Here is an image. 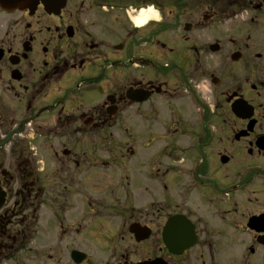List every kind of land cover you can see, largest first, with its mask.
Instances as JSON below:
<instances>
[{
    "label": "flooded vegetation",
    "instance_id": "flooded-vegetation-1",
    "mask_svg": "<svg viewBox=\"0 0 264 264\" xmlns=\"http://www.w3.org/2000/svg\"><path fill=\"white\" fill-rule=\"evenodd\" d=\"M0 133V264H264V0H0Z\"/></svg>",
    "mask_w": 264,
    "mask_h": 264
},
{
    "label": "rangeland",
    "instance_id": "rangeland-1",
    "mask_svg": "<svg viewBox=\"0 0 264 264\" xmlns=\"http://www.w3.org/2000/svg\"><path fill=\"white\" fill-rule=\"evenodd\" d=\"M22 123H23L22 120L18 119L16 121V124L13 126V128L9 129L10 132H7L8 136H6L5 133H0V136H3V137L6 136V137L10 138L13 146H21L22 143L24 142V137L26 140V135H27V133H25V130L20 127L21 126L20 124H22ZM31 134H33V133L31 132ZM126 137H127L128 142L134 141L133 135H127ZM191 142H192V137L190 136L187 143L190 144ZM136 152L138 154L139 150L136 149Z\"/></svg>",
    "mask_w": 264,
    "mask_h": 264
},
{
    "label": "clouds",
    "instance_id": "clouds-1",
    "mask_svg": "<svg viewBox=\"0 0 264 264\" xmlns=\"http://www.w3.org/2000/svg\"><path fill=\"white\" fill-rule=\"evenodd\" d=\"M133 11H135V9H133ZM131 19L132 22L138 27L145 24L149 19L159 20L160 19L159 9L156 8L154 5L148 6L146 9L141 8L139 10V14L133 16Z\"/></svg>",
    "mask_w": 264,
    "mask_h": 264
},
{
    "label": "bare ground",
    "instance_id": "bare-ground-1",
    "mask_svg": "<svg viewBox=\"0 0 264 264\" xmlns=\"http://www.w3.org/2000/svg\"><path fill=\"white\" fill-rule=\"evenodd\" d=\"M147 24V22L145 24H143L142 26H139L140 28H143L145 25Z\"/></svg>",
    "mask_w": 264,
    "mask_h": 264
}]
</instances>
